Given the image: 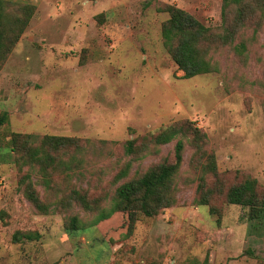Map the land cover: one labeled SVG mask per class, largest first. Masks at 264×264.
Wrapping results in <instances>:
<instances>
[{"label":"rangeland","instance_id":"374dc122","mask_svg":"<svg viewBox=\"0 0 264 264\" xmlns=\"http://www.w3.org/2000/svg\"><path fill=\"white\" fill-rule=\"evenodd\" d=\"M8 1L34 13L0 69V264H264V219L248 221L225 202L245 177L264 188V16L213 46L217 72L186 79L162 46L167 14L157 8L173 5L222 33L231 15L223 23L221 0ZM184 120L216 160V174L203 177L209 205H199L201 166L186 140L176 203L137 221L127 243L101 241L107 223L67 237L64 214H35L17 186L9 132L91 143L82 178L71 183L103 198L118 187L123 163L131 175L173 161L175 140L139 158L125 155L127 140ZM73 213L87 220L78 207ZM31 231L39 238L13 243L15 232Z\"/></svg>","mask_w":264,"mask_h":264},{"label":"trees","instance_id":"16d2710c","mask_svg":"<svg viewBox=\"0 0 264 264\" xmlns=\"http://www.w3.org/2000/svg\"><path fill=\"white\" fill-rule=\"evenodd\" d=\"M221 1L223 23L227 15H231V26L226 32L223 26L222 33L212 31L194 16L173 5L157 8L159 12L167 14L160 28L162 46L186 79L217 72V65L212 61L213 46L225 44L231 32L245 27V23L253 20L257 14L264 16V0ZM33 13L31 4L18 5L0 0V69L27 28ZM240 48L243 50L244 45ZM6 121L7 113L2 112L0 126ZM6 136L17 173V186L23 196L37 215L62 212V230L67 237H77L91 227H101L107 223L101 241L108 247L124 244L131 239L137 221L155 217L162 210L174 206L178 192L175 179L186 140L194 148L195 165L198 168L201 166L199 205H209L210 194L202 191L203 177L216 174V160L213 154L203 149L204 136L188 120L162 126L154 135L127 140L124 144L125 155L138 158L145 152H157L161 146L175 140L173 161H164L143 172L136 170L131 175V162L123 163L114 175L118 187L111 196L105 195L103 198H91L86 188H77L71 183L74 176L82 178V169L88 165L84 156L89 153L91 143L54 135L36 137L9 132ZM138 141L139 146L136 145ZM3 145L0 137V148ZM225 202L240 207L244 219L248 221L264 219V188L260 189L254 178L245 177L229 187L225 191ZM75 207L87 216V220L73 213ZM38 238L39 234L35 231L15 232L13 243Z\"/></svg>","mask_w":264,"mask_h":264}]
</instances>
